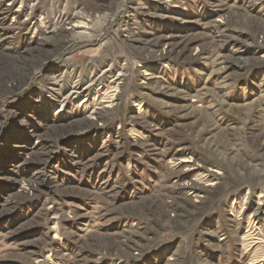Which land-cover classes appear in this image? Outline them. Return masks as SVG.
I'll return each mask as SVG.
<instances>
[{
	"label": "rangeland",
	"instance_id": "1",
	"mask_svg": "<svg viewBox=\"0 0 264 264\" xmlns=\"http://www.w3.org/2000/svg\"><path fill=\"white\" fill-rule=\"evenodd\" d=\"M0 264H264V0H0Z\"/></svg>",
	"mask_w": 264,
	"mask_h": 264
}]
</instances>
